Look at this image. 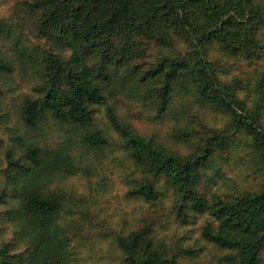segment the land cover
<instances>
[{"label":"trees","instance_id":"1","mask_svg":"<svg viewBox=\"0 0 264 264\" xmlns=\"http://www.w3.org/2000/svg\"><path fill=\"white\" fill-rule=\"evenodd\" d=\"M16 3L33 18L34 32L26 35L19 25L16 31L0 17V41L9 42L13 54L0 46V95L5 77L26 68L34 96L19 110L28 136L16 134L15 144L3 150L0 144V264H78L74 243L83 228L67 217L85 212L61 187L84 173L86 152L114 147L142 175L130 198L153 208L171 198L173 219L184 226L210 217L201 226L204 246L184 247L160 239V217L148 220V213L115 239L120 264H186L208 245L218 264H264V67L254 64L264 53V0ZM31 36L35 42L28 43ZM242 64L257 81L245 82ZM119 96L163 117L172 116L180 99L191 98L223 113L227 124L218 131L195 128L189 112L179 109L171 149L119 117L113 101ZM101 107L108 126L98 118ZM54 132L65 136L49 142ZM240 143L249 150L236 161L257 173L259 185L212 192ZM78 145L83 153L75 156Z\"/></svg>","mask_w":264,"mask_h":264},{"label":"rangeland","instance_id":"2","mask_svg":"<svg viewBox=\"0 0 264 264\" xmlns=\"http://www.w3.org/2000/svg\"><path fill=\"white\" fill-rule=\"evenodd\" d=\"M16 7V0H0V17L4 19L5 23H12L16 31H19L17 27L19 25L26 35L32 34L33 36V18L25 16ZM15 13L19 15L17 21L13 18ZM32 36L27 38L28 43L35 42ZM0 46L13 55L10 52L9 42L0 41ZM254 64L264 67V53L262 59ZM242 66L246 72L242 71L239 74L241 69L237 68L234 74L242 76L246 83L250 80L257 81L253 76L252 69L248 65L242 64ZM32 86H34V80L31 71L26 68H17L12 77H5L3 94L0 95V144L2 150L15 144L12 137L16 134L28 136L22 125L19 110L25 98L34 96ZM251 98H254V93L251 94ZM113 101L116 104V112L122 120L126 119V122L135 127L139 134L153 136L171 149L176 147V143L172 142L171 138L172 134L177 131L174 115L179 109L189 112L195 128L204 126L208 130L218 131L227 124L223 113L205 107L191 98L180 99L172 116L166 117L161 116L157 109L153 110L147 104L138 100H130L125 96H119ZM99 109L98 118L101 124L108 126L105 120V108ZM182 119L187 120V118ZM59 136H65V132L50 136L49 142L53 140L58 142ZM42 138L41 135L39 140ZM43 139H45L43 142H47L48 135H45ZM243 141L247 145L244 139ZM237 146L240 152H235V157H232L230 165L224 166V179L211 190L212 192L226 195L233 188L247 191L256 189L259 185L257 173H253L248 166L244 165L243 159L240 162L236 161L238 156L245 157L249 148H246L242 143ZM78 148L79 150L75 151V156L83 153L80 145ZM179 152L186 154L187 148L179 147ZM81 166L84 168V173L81 172L74 177L67 178L61 187L74 206L85 212V215L76 213L73 219L70 216L67 217V221L79 222L83 228L79 232L80 235H76L74 243L75 252L79 254L77 256L78 264H120L121 252H119L115 239L131 233L136 224L140 223V219L147 217L148 213L151 216L148 220L154 214H158L160 217L161 226L158 231L160 239L172 240V245L179 244L184 247L197 244L204 246L201 240V226L210 220L209 216H199L196 218L195 224L184 226L173 219L171 213L173 200L171 198L153 208L142 200L128 196L129 189L133 187L136 180L142 178V175L136 171L133 161L124 150L114 147L105 153H98L90 149L89 153L86 152ZM218 262L216 251L208 245L199 259L186 264H218Z\"/></svg>","mask_w":264,"mask_h":264}]
</instances>
